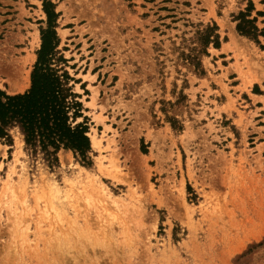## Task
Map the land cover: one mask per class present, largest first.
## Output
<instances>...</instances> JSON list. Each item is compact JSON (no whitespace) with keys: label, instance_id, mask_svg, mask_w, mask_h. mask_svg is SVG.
<instances>
[{"label":"rangeland","instance_id":"374dc122","mask_svg":"<svg viewBox=\"0 0 264 264\" xmlns=\"http://www.w3.org/2000/svg\"><path fill=\"white\" fill-rule=\"evenodd\" d=\"M43 1L0 0L8 94L30 86ZM46 1L101 143L49 165L0 138V264H264V36L236 30L241 12L264 29V0Z\"/></svg>","mask_w":264,"mask_h":264},{"label":"trees","instance_id":"16d2710c","mask_svg":"<svg viewBox=\"0 0 264 264\" xmlns=\"http://www.w3.org/2000/svg\"><path fill=\"white\" fill-rule=\"evenodd\" d=\"M51 1H43L47 26L42 29L41 45L37 51L30 75V86L24 92L8 94L0 89V138L12 142L11 131L16 129L22 136L24 150L31 156L41 154L49 164L57 162L60 149L72 151L84 164H89L90 140L85 121H77L82 115L81 102L69 84L71 78L56 64L65 60L58 55L59 43L55 27L57 13ZM247 13L236 17L239 34L255 39L264 36V29H258ZM215 24L198 32L200 44L219 46V35ZM195 66L200 62L193 56ZM192 59V60H193Z\"/></svg>","mask_w":264,"mask_h":264},{"label":"bare ground","instance_id":"6f19581e","mask_svg":"<svg viewBox=\"0 0 264 264\" xmlns=\"http://www.w3.org/2000/svg\"><path fill=\"white\" fill-rule=\"evenodd\" d=\"M9 60H11V59H9ZM12 61H13V60H12ZM15 61H16V60H15ZM15 61H14V62H15ZM19 61H20V60H19ZM23 61H24V60H23ZM3 62H4V61H3ZM10 62H11V61H10ZM16 62H17V61H16ZM20 62H21V61H20ZM4 63H6V62H4ZM4 63H2V65H3ZM12 63H13V62H12ZM16 64H17V63H16ZM21 64H22V63H20L19 66H20ZM23 64H24V62H23ZM14 65H15V64H14ZM17 65H18V64H17ZM6 66H9V65L6 64ZM11 66H12V65H11ZM23 66H24V65H23ZM23 66H21V67H23ZM0 67H1V66H0ZM2 67H3V66H2ZM9 67H10V66H9ZM9 67H8V68H9ZM10 68H11V67H10ZM12 68H13V66H12ZM16 68H17V67H16ZM14 69H15V68H14ZM14 69H13V70H14ZM21 69H22V68H20V72H21ZM10 70H12V69H10ZM15 70H16V69H15ZM22 70H23V69H22ZM11 72H12V71H11ZM13 72H14V71H13ZM15 72H16V71H15ZM17 72H18V71H17ZM17 72L15 73L16 75H17ZM1 76H2V74H1ZM18 76H21V75H18ZM10 77H11V76H10ZM10 84H11V83H10ZM14 85H15V84H14ZM90 143H91V146H93V147H94V146H96V147L98 146V147H99V145H100V143H101V138H96L94 135H91V136H90ZM9 179H11V178H10V177H6V180H7L6 183L9 181ZM56 246L58 247V245H56ZM55 248H56V247H55Z\"/></svg>","mask_w":264,"mask_h":264}]
</instances>
